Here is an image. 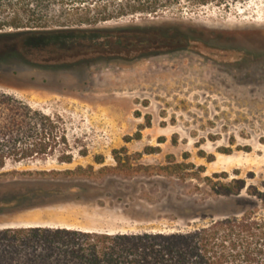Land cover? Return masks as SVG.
Segmentation results:
<instances>
[{
	"label": "rangeland",
	"instance_id": "obj_1",
	"mask_svg": "<svg viewBox=\"0 0 264 264\" xmlns=\"http://www.w3.org/2000/svg\"><path fill=\"white\" fill-rule=\"evenodd\" d=\"M97 28L105 37L150 36L155 43L113 41L95 56L38 44L0 69V90L61 119L73 156L70 164H8L2 172L79 166L94 172L56 187L74 190L60 195L66 201L0 215V228L31 222L110 233L174 231L199 225L189 219L209 213L204 205L226 210L215 205L224 198L211 188L240 180L264 193V0ZM16 180L0 178V212L20 203L13 193L27 186Z\"/></svg>",
	"mask_w": 264,
	"mask_h": 264
},
{
	"label": "trees",
	"instance_id": "obj_2",
	"mask_svg": "<svg viewBox=\"0 0 264 264\" xmlns=\"http://www.w3.org/2000/svg\"><path fill=\"white\" fill-rule=\"evenodd\" d=\"M252 1L0 0V69L14 66V58H23L26 48H37L38 44L64 51L75 49L74 56H95L98 46H109L113 41L127 46L155 43L150 36L105 37L97 28L105 23L205 6L228 9ZM85 45L95 50H80ZM102 50L101 54L108 55L107 49ZM60 123L59 117L0 90V178L19 179L16 185L27 186L13 193L20 203L0 215L66 201L74 190H58L59 184L94 175L92 166L2 172L8 164L47 160L70 164L73 156ZM231 184L234 187L223 190L211 188L224 198L215 205H226V210L204 205L201 211L209 213L189 219L201 223L189 222V228L180 230L110 233L70 227L0 228V264H264V216L259 213L264 209V193L240 180ZM62 194L69 196L61 198Z\"/></svg>",
	"mask_w": 264,
	"mask_h": 264
},
{
	"label": "water",
	"instance_id": "obj_3",
	"mask_svg": "<svg viewBox=\"0 0 264 264\" xmlns=\"http://www.w3.org/2000/svg\"><path fill=\"white\" fill-rule=\"evenodd\" d=\"M29 224L25 225V226H18V227H37V226H41V225H38V224H33L31 222H28ZM43 227H49V226H46V225H43ZM54 227H62V226H54Z\"/></svg>",
	"mask_w": 264,
	"mask_h": 264
}]
</instances>
